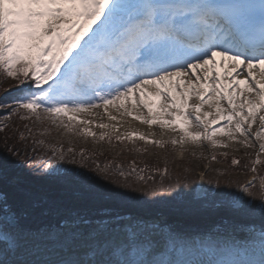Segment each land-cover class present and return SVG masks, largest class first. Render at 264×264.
<instances>
[{
	"label": "snow or ice",
	"instance_id": "1",
	"mask_svg": "<svg viewBox=\"0 0 264 264\" xmlns=\"http://www.w3.org/2000/svg\"><path fill=\"white\" fill-rule=\"evenodd\" d=\"M0 74L19 89L0 105L5 121H48L95 136L77 128L91 123L77 114L107 113L111 105L141 123L179 130L184 135L173 145L203 140L226 148L214 137L235 140L225 131L233 121L242 145L259 142L256 158L243 166L252 179H209L205 187L165 180L167 168L146 176L135 161L127 169L95 162L92 175L83 170V150L77 160L71 147L35 139L25 124V146L0 151V264H29L19 257L44 239L64 243L59 264H264V173L256 167L264 163V115L252 131L264 109V0H0ZM212 102L217 118L209 120L212 112L201 111ZM106 136L125 143L107 133L99 139ZM126 139L165 146L136 132ZM113 193L173 204L165 214L94 207ZM85 198L88 205H79ZM50 215L59 223L43 222Z\"/></svg>",
	"mask_w": 264,
	"mask_h": 264
},
{
	"label": "rangeland",
	"instance_id": "2",
	"mask_svg": "<svg viewBox=\"0 0 264 264\" xmlns=\"http://www.w3.org/2000/svg\"><path fill=\"white\" fill-rule=\"evenodd\" d=\"M3 90L7 87H12L14 89L17 88V82L10 78H5L3 81ZM110 111V109H108ZM111 112V111H110ZM79 119L91 121L92 113H80L77 114ZM111 115L116 116L118 120H126L131 123L129 129H119L118 132H113V128H100L97 125H94L92 122L87 124H78L77 128H85L95 133V136L89 135H74L73 132H70L63 127H57L56 125L51 124L48 121H45V125L50 130L49 137L52 142H64L70 145H79V146H88L99 152L103 153H112L114 155H126L130 156L133 159H145V160H153L160 161L161 163H168L169 165L178 175H186L188 174L192 179H197V186L202 185L206 187L205 180L206 179H215L220 178L221 180L230 179V180H238L245 181L252 179L254 173L245 172L243 170H235L233 167L228 165L227 163L221 161L219 156L227 157H244V158H256V154L258 152V143L256 148H248L240 143L244 139L241 137L239 133H233L236 137L235 140L230 139L228 136L217 134L214 139L217 141L223 142L228 145V147H216L212 148L208 142L200 140V141H187L183 144L177 143L173 145L170 143L172 139L180 140L181 136L184 134L179 130L173 131L170 128H156L153 125H148L145 123H141L138 120H134L129 116H118L117 114ZM65 122H67V117L62 118ZM59 123V121H58ZM75 123V122H73ZM43 126V124H39ZM260 127V121L255 127H253L252 131L255 132ZM43 128V127H42ZM45 128V127H44ZM149 128V129H148ZM47 130V129H46ZM189 131H193V127L189 129ZM131 132H136L138 134H143L148 137L150 140H160L164 142V147L154 146L150 143H145L142 140L134 139L128 141L126 139L127 134ZM101 133H107L108 135L115 136L119 135L122 138H125V143H121V147L118 149L114 144L116 141L113 139L112 143L108 142V137L106 136L105 140L101 141L99 136ZM144 149H147L144 151ZM139 150V151H137ZM227 153V156H225ZM216 155V160H212V155ZM260 158H264V153H260ZM257 167V166H256ZM259 169V166L257 167ZM220 173H224L225 175L220 176ZM187 176V175H186ZM188 177V178H190ZM84 202V200H82ZM84 203H87L86 201ZM59 216L50 215L48 217L43 218V222L46 223H57ZM40 245H49L54 248L60 247L63 248V242L60 240L50 241L47 239L41 240ZM37 245V246H40ZM30 247V246H29ZM34 247V246H32Z\"/></svg>",
	"mask_w": 264,
	"mask_h": 264
},
{
	"label": "trees",
	"instance_id": "3",
	"mask_svg": "<svg viewBox=\"0 0 264 264\" xmlns=\"http://www.w3.org/2000/svg\"><path fill=\"white\" fill-rule=\"evenodd\" d=\"M5 77L0 74V105H4L6 102L10 103L13 101L16 96L19 94V89H14L12 87H7V89L4 88L3 90V81ZM8 115V110L4 107H0V125L7 123L8 127L5 128L3 131H0V151H6L7 147H24V143L20 141L19 139V134L21 132L25 133L27 135V129L25 128V124H27L33 131L35 139H43L46 144H61L63 145L64 149H67L71 147L76 153H77V160L80 159L79 153L81 150L84 151L85 155L89 158L87 160L88 167L84 168L83 170L86 172H89L92 175H98V173L94 170L95 167V162H99L102 166L104 164L112 163L113 165L119 163L123 165L126 169L132 165V162L135 161L136 167L137 168H144L146 166V171L144 175H148L151 173V170L159 168L161 172L165 168L168 169V175L164 177L165 180H184V179H192L188 174L186 175H178L176 172L169 166L167 165L168 163H161L160 161H153V160H145V159H133L130 156L126 155H114L112 153H103L99 152L98 150H95L91 147H86V146H79V145H70L66 144L64 142H52L49 133L50 130L49 128L43 124V126L39 125L38 123H34L33 121H21L18 117H12L11 120L5 121L4 117ZM43 127V128H42ZM45 127V128H44ZM47 129V130H46ZM40 133H44L43 135H40ZM31 137L28 140V144H31ZM118 149L122 146L121 143L116 142L114 144ZM40 152V155H43V150L38 149ZM40 155L36 157V163H39L40 161ZM220 160L227 163L231 167H233L235 170H243L245 172L250 173L249 171H246L244 169L245 164H251L252 160L255 158L251 159H246L244 157H227L224 158V156H219ZM233 158H236L240 161L239 165H232L231 161ZM262 162H264V158H260ZM21 163H25L27 166L28 163H32V161L28 160H22ZM257 167L259 166L258 171L261 173H264V163L256 165ZM69 167L73 168H79L80 165H69ZM156 176V179L159 180L161 179V176L159 173H154ZM190 177V178H188ZM197 184V179H194ZM207 180H205V184L207 187ZM230 180V179H228ZM248 180V179H247ZM245 180V181H247ZM233 181H238V180H233ZM195 189V186H194ZM10 192L11 189H8ZM179 191V190H178ZM84 202L86 201L87 203H84L82 200L79 201V205H88L87 199H83ZM173 204V201L171 199H158L154 203H147L144 200L137 201L133 200L129 197H124L119 195L118 193H113L107 200L101 201L98 204L94 205V207H103V206H108L111 207L115 211H132V212H149V213H155V214H165L168 212L170 209L171 205ZM59 220L61 217H58ZM59 220L57 223H59Z\"/></svg>",
	"mask_w": 264,
	"mask_h": 264
},
{
	"label": "bare ground",
	"instance_id": "4",
	"mask_svg": "<svg viewBox=\"0 0 264 264\" xmlns=\"http://www.w3.org/2000/svg\"><path fill=\"white\" fill-rule=\"evenodd\" d=\"M190 102L191 103H197L198 101H196V99L193 98ZM240 102H242V101H239V100L237 101V103H240ZM212 103H213V107L210 108L208 104H205L202 111H201L202 117H203L204 112H212V115L209 117V120L217 118L216 113H215L214 102H212ZM220 103H221V106L223 108H225V109L228 108V105L226 102L221 101ZM127 107L133 111L134 116L140 114V110L131 109L130 103L127 105ZM109 109L112 112V114H117L118 116H127V115H122V113L124 111L123 109H120L118 111L116 108H114L111 105L109 106ZM110 111L105 113L102 108L101 109H93L91 122L94 125H99L101 123L107 124V125H109L108 128H113V126H115V127L117 126V127H119V129H122V130L129 129L130 126L132 127L131 123L126 121V120H123V119L122 120H118V119L111 120L109 118V115H111ZM145 112H146V110H145ZM261 115H264V109H262L258 113L257 118H256V123L252 126V129H253V127H255V125H257L259 123V121H260L259 116H261ZM234 124H235V121H233V125L230 128L226 127L225 131L231 130L233 133H235L234 132ZM153 126H155L156 128H160L159 125H153ZM245 127H247V125H245ZM193 130L196 131L197 129H195L193 127ZM37 245H40V243L38 242L37 244L34 245V247H32V245H30V247H28L26 252L19 258L28 261L29 264H59V262L66 255L64 243H63V248H60V247L54 248L53 246H49V245H40V246H37Z\"/></svg>",
	"mask_w": 264,
	"mask_h": 264
}]
</instances>
